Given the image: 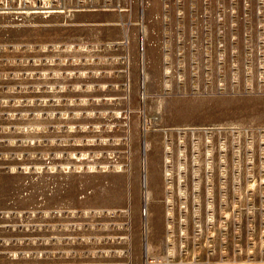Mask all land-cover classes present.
I'll return each mask as SVG.
<instances>
[{"label": "rangeland", "instance_id": "obj_1", "mask_svg": "<svg viewBox=\"0 0 264 264\" xmlns=\"http://www.w3.org/2000/svg\"><path fill=\"white\" fill-rule=\"evenodd\" d=\"M11 11L0 264H264V0Z\"/></svg>", "mask_w": 264, "mask_h": 264}, {"label": "built area", "instance_id": "obj_2", "mask_svg": "<svg viewBox=\"0 0 264 264\" xmlns=\"http://www.w3.org/2000/svg\"><path fill=\"white\" fill-rule=\"evenodd\" d=\"M13 1L14 0H0V5L1 4H4L5 5V9L9 10L10 11L9 13L12 14L11 9H12V3H13Z\"/></svg>", "mask_w": 264, "mask_h": 264}, {"label": "bare ground", "instance_id": "obj_3", "mask_svg": "<svg viewBox=\"0 0 264 264\" xmlns=\"http://www.w3.org/2000/svg\"><path fill=\"white\" fill-rule=\"evenodd\" d=\"M143 184H144V186L146 187L147 186V184H146V179H144V182H143ZM196 185V184H195ZM186 196V195H185ZM209 207V206H208ZM148 212H147V208H144V210H143V214L145 215V216H148L149 214H147ZM155 227H157L158 225H157V223H154L153 224ZM162 227V226H161ZM160 227V228H161Z\"/></svg>", "mask_w": 264, "mask_h": 264}]
</instances>
